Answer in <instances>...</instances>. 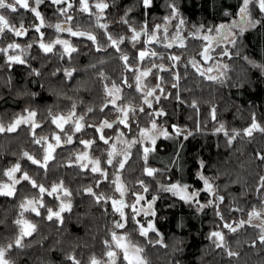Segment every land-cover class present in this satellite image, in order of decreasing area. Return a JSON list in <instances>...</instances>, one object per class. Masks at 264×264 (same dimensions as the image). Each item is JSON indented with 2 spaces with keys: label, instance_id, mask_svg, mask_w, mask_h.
<instances>
[{
  "label": "trees",
  "instance_id": "1",
  "mask_svg": "<svg viewBox=\"0 0 264 264\" xmlns=\"http://www.w3.org/2000/svg\"><path fill=\"white\" fill-rule=\"evenodd\" d=\"M70 2V9L63 12L61 4L44 0L40 4L45 20L41 29L30 5L18 6L16 11L3 10L8 21L23 26L25 32L16 36L6 30L0 35V125L6 129L29 111L36 114L33 122L40 125L33 130L30 122L14 132H0V181L7 179L5 172L17 163L22 169L19 174L30 177L16 185L13 195H0V248L6 249L4 259L9 264H91L95 258L100 264H110L107 252L117 254L115 233L136 243L147 264H264V243L259 240L264 229L248 222L251 213L264 214V161L259 158L264 156V132L255 130L251 137L243 134L254 117L264 128V13L256 2L248 6L256 26L239 34L233 44L215 50L227 69L224 79L211 80L188 63L199 58L204 44L195 31L187 35L183 46L172 48H162L145 37L170 17L172 33L181 30L178 25L182 29L202 26L203 30H213L238 16L243 0H151L147 7L143 0H86L90 4L87 11L80 0ZM97 3L108 7L98 9ZM66 16L72 18L69 27L91 33L96 41L70 36L64 27L58 30L56 23ZM139 31L142 34L133 41ZM109 35L117 45H112ZM57 37L69 38L76 51L66 53L61 44L53 42ZM12 42L17 46L5 50ZM41 43L52 45V50L45 52ZM20 45L28 47L26 54ZM141 51L147 53L143 59L139 57ZM173 55L181 59L170 60ZM10 56L19 57L23 63L10 61ZM148 70L142 83L159 95L151 106L144 103V91L136 87L140 84L137 76ZM68 71L72 76L66 75ZM113 85L119 89L117 105L110 102L108 89ZM128 107L127 124H121ZM213 110L216 119H212ZM158 112L164 115H156ZM149 113L153 114L151 119ZM68 114L80 120L82 130L76 132L75 124L67 123L60 131L52 123L53 117ZM114 120L112 127H103L105 121L111 124ZM153 122L172 134L159 138L146 160L138 135ZM221 125L224 130L217 133L215 129ZM173 126L186 128L191 135L179 134ZM120 132L134 140L124 168H119L118 156H109L111 143ZM56 134L61 145L46 167L32 164L23 156L28 152L43 163L45 142H55ZM232 135L235 139L228 143ZM69 136L72 140L67 143ZM41 137L46 139L40 144L34 142ZM84 138L92 142L91 154L105 171L104 178L102 173L75 163ZM145 168L153 169V174L147 175ZM117 174L124 184V218L112 206V200L122 196L115 184ZM201 176L208 179L212 191L203 190ZM32 180L48 191L53 185H62L71 194L70 207L49 220L48 210L58 211L61 204L60 199L50 200L44 194L45 200L38 203L39 215L24 210L22 204L41 195L39 188L32 187ZM171 182L197 191V199L204 206L198 209L160 190V185ZM89 187L92 193L84 192ZM138 195L153 204L155 229L147 235L140 234L137 218H128L134 215L131 204ZM21 218L35 227L18 246L15 240L22 226L17 221ZM117 222L125 227L116 228ZM225 224L236 227V231L225 228ZM214 231L224 235L225 247L218 248V241L210 238ZM228 251L236 255L229 256ZM70 256L74 260L68 259ZM115 264L128 263L119 255Z\"/></svg>",
  "mask_w": 264,
  "mask_h": 264
},
{
  "label": "snow or ice",
  "instance_id": "2",
  "mask_svg": "<svg viewBox=\"0 0 264 264\" xmlns=\"http://www.w3.org/2000/svg\"><path fill=\"white\" fill-rule=\"evenodd\" d=\"M37 3H40V0H36ZM54 3H59L60 0H53ZM255 3L256 0H243V7H241L239 9V12H240V16H241V22H244L246 19H247V16H248V6H249V3ZM80 3L83 5V10L84 11H87L88 10V5L86 3V0H80ZM143 3L144 5L147 7L150 3H151V0H143ZM16 5H20L24 8H28V0H13L12 3H8L7 0H0V9H4V8H7V9H10L12 11H16ZM96 8L98 9H105L108 7V5L106 3H97L95 5ZM259 9L262 13H264V0H259ZM33 12L36 13L37 16L40 15L39 12H36V9H32ZM175 11V9L173 10ZM69 19H72L71 17H69ZM184 21L181 20V24H183ZM249 23H252L253 26L256 22L254 21H249ZM0 25H3V27H0V32H2L4 30V28H6L8 25H7V20L6 18L3 16V15H0ZM58 30L60 31H63L64 29L61 28V26L59 24H57L55 26ZM99 27L101 28H106L107 25H104V24H100ZM227 27V25H220L218 27L215 28V31L217 32H221L223 30H225ZM157 28H159V26H157ZM38 30V29H37ZM68 31L71 32V35L73 36H87L88 40H91L93 42L96 41V36L92 35L91 33H86V32H79V31H71V29H68ZM17 36L19 35H22L23 33L21 31H16L15 33ZM139 35V33H137L136 35H134L132 37L133 41L136 40L137 36ZM155 38V37H154ZM108 39L111 41L112 45H117L118 44V41L116 40H113L112 37L109 35ZM175 39H179L180 40V44L181 46H183V39L180 38V37H177ZM175 39L173 40V43H175ZM205 40H208L209 37L208 36H205L204 37ZM234 42V41H233ZM57 44H64L66 47H65V51L66 52H73V51H76L75 48H71L67 41H64V40H57L56 41ZM16 45H10L9 47H15ZM40 47L45 51V52H50L52 50V45H45L43 43H41ZM166 47L168 48H171L172 47V43H169L166 45ZM210 51V48L209 47H205L203 52L200 53V55L205 59H209L207 53ZM225 55L227 54L226 52L224 53ZM147 55L146 52L144 51H141L139 53V57L141 59H143L145 56ZM152 55H156V53H152ZM123 60L127 61L128 60V57L127 56H122L121 57ZM170 60H173V61H179L181 58L180 56H170L169 57ZM9 60H16L20 63H23V61L19 60V57H9ZM188 63H190L192 65L193 68H195L198 72L200 71V68L198 67V64H197V61L195 60V58H193L192 60H189ZM155 67V65H154ZM161 68H163V65L160 66ZM149 71H144L141 73V76H148L149 75ZM210 71V70H209ZM66 75L67 76H72V72L71 71H68L66 72ZM201 75H204L203 72H201ZM176 79H179V77L177 76ZM208 79H216V77H212V76H209ZM140 80V76H137V81ZM137 89L139 90L140 88V84L137 83L136 85ZM173 88H176L177 85L176 84H173L172 85ZM113 88L116 90V91H119L118 88H116L115 85H113ZM152 91H148L147 92V96H152ZM109 95H111V92H109ZM177 100L180 99L179 95L177 94ZM146 104H150V101L147 99V97L145 98V101H144ZM182 102V101H181ZM192 107H196L195 103H193ZM27 111V110H26ZM141 111H144V109H141ZM36 114L34 112H31L29 111L28 112V116L27 117H24V116H20L19 118H17L11 125H9L6 129L0 125V132H3V131H8V132H14L17 127H19L21 124H27L29 123V121L35 116ZM149 115V118L151 119L152 118V115L151 113L148 114ZM156 115L158 116H162L164 115L163 112H158L156 113ZM211 116H212V119H216V114H215V111L213 110V112L211 113ZM63 120L62 117H53L52 119V123L56 125L57 128H60L62 131H63V123H67V120H63V123H61L60 121ZM120 123L121 124H127V121L125 119H121L120 120ZM31 127L33 128V130H35L36 128H39L40 125L38 124H35L34 122L31 124ZM81 127L82 125L77 122L76 123V127H75V131L76 132H79L81 130ZM103 127H112L111 124H108L106 121L104 122V125ZM152 127L153 128H156V123L153 122L152 124ZM174 129L177 131V133L180 132V129L178 128H175V126H173ZM101 129H98V131H100ZM224 130V126L221 125L219 128L215 129V131L217 133L219 132H222ZM255 130H260L262 132H264V128L260 127V125H258L256 122H255V117L253 118V123L250 125V127L246 128L243 130V134L244 135H247L249 137L252 136L253 132ZM141 134L142 135H145L146 134V130L142 129L141 130ZM161 135H164V136H167V132H162ZM189 135H191V133H189ZM227 135V133H226ZM235 135H239V133H236ZM235 135H232L231 138L229 139L228 143H231L233 139H235ZM44 139V137H41L40 139H36L34 142L37 143V144H40ZM54 139L57 141V145H59V141H60V136H54ZM101 140H104V137L101 136L100 137ZM72 140V137L69 136L67 138V143H70ZM151 140H152V143L155 144V137H151ZM105 143H107L108 141L107 140H104ZM81 143L85 144V145H88L90 143H92L91 141H81ZM53 151V145L49 144L48 145V148L45 150L46 154L44 155L43 157V163L41 162V160H38V159H35L33 156L29 155L27 152L23 153V156L26 157L29 161L32 162V164H35V165H39L40 167H46L47 166V161H49L50 159H52V156H51V152ZM152 151V149H149L147 147L144 148V153H145V159H147V154ZM113 155L112 152H109V156L111 157ZM262 161H264V156H260L259 157ZM127 159V156L125 155V160ZM96 163H99L98 161ZM108 163L109 164H112V160L109 159L108 160ZM202 166H203V162H201ZM125 166V161L124 160H121L119 161V167L120 168H124ZM92 172H101V169L100 167H93L92 169ZM22 169H21V165L19 163L15 164L14 166H12L8 171L5 172V175L9 176V177H12L14 173H18V172H21ZM153 169L151 168H145V172L147 175L151 176L153 174ZM203 181H204V186L205 188L203 190H207V191H212V185L209 183L208 179L206 177H203L201 176L200 177ZM262 181H264V177L261 178ZM23 180V181H29L30 180V177L27 173H24L19 179H13L12 180V183L13 184H19L20 181ZM99 183V182H98ZM31 184H32V187L34 188H39V191L40 193H45L47 191V189L44 187V185H38L36 183V181L32 180L31 181ZM5 187H8L7 185H5ZM58 187H62V185H54L52 187V190L50 192H47L48 195H52L54 192L57 191V188ZM185 187H187L185 185ZM177 188V185L176 184H173L171 189H166L168 191H172L174 189ZM147 190V189H145ZM85 191H87L88 193H92V188L89 187L87 189H85ZM117 191H120L121 194L123 195V189H122V186L120 185H117ZM65 192V195H68L69 193L67 192V190L65 189L64 190ZM4 195H13V191L11 188H8V191L7 192H4L2 193ZM197 196V193L196 192H193L192 193V196L191 197H188L187 199H192L194 197ZM182 199H185V197H181ZM99 199V198H98ZM218 200H223V197H218L217 198ZM140 200H143V197L142 196H137V201H140ZM31 203V202H29ZM209 205H212L213 204V201H209L208 202ZM112 206L114 208L115 211L119 212L120 213V216L121 218H124L125 217V213L124 211L122 210L123 207H124V202L123 200H115L113 199L112 200ZM21 207H24V205L22 204ZM70 207V205H64V204H61L60 206V211H53L52 209H49L48 212H49V215H48V219L51 220L53 219V217H60V213L62 211H64L66 208ZM133 207V211H134V214L135 215H138L139 214V210L135 208V205L132 206ZM149 207H151L149 205ZM203 207V206H202ZM32 211H35L37 212V215H39L40 213L37 211L36 208H32ZM154 214V213H153ZM145 215H147V213L145 212ZM217 215H219V212H217ZM250 215H256V213H252ZM129 219H134V215L133 216H129L128 217ZM17 223H23L26 227L25 229L22 231V235H30L31 234V231L34 230V225L32 224H29L27 221H17ZM137 223H139L137 221ZM241 224H243L244 222H240ZM239 225H237L238 227ZM116 228H124L125 227V224L124 223H120V222H117L116 225H115ZM225 228H228L230 231H233L235 232L236 231V227H232L231 225H228V224H225L224 225ZM153 229V226L151 223H149L148 227L147 228H144L143 226H141L139 228V231H140V234L141 235H147L148 234V231ZM210 238H214L216 241H218L217 243V247L218 248H221V247H225L224 245V235L219 232V231H214L210 234ZM113 239L116 240V247L117 248H120V249H123V253H124V260L128 261V264H134V261H133V258L129 256V245L128 244H125V243H121V241H123L125 239V237H117L115 233H113ZM259 240L261 241V243H264V234H262L260 237H259ZM157 243H160V241H157ZM15 244L18 245V246H22L21 245V240L20 238H17L15 240ZM8 247H11V245H9ZM134 247V246H133ZM5 251L6 249H3V248H0V264H9V262L7 260L4 259V254H5ZM135 252L137 254H139L140 252H142V249L140 248H135ZM229 256H234L236 255L235 252H232V251H228L227 253ZM107 256L110 258V264H115V257H116V253L113 252V251H108L107 252ZM68 259L70 260H74L73 257H68ZM75 264H79L78 261H75ZM91 264H100L99 261H97L95 258L92 259L91 261ZM135 264H146V262L139 256L137 255L135 257Z\"/></svg>",
  "mask_w": 264,
  "mask_h": 264
},
{
  "label": "rangeland",
  "instance_id": "3",
  "mask_svg": "<svg viewBox=\"0 0 264 264\" xmlns=\"http://www.w3.org/2000/svg\"><path fill=\"white\" fill-rule=\"evenodd\" d=\"M32 1L33 2L31 4V1L28 0V5H30L31 11L34 8V9H36V12L40 13V15L37 16L36 13L32 11V13L35 15V17L37 18V21H38L37 28L41 29V27L43 26L45 20L42 17V14H41V11H40V4L44 0H40V3H37L36 0H32ZM50 1L53 2V0H50ZM7 2L8 3H12L13 0H7ZM55 4L56 5H60L61 4L60 5V9L63 12L68 11L70 9V6H71L70 0H60L59 3H55ZM256 4L258 5V9H259V0H256ZM88 5H90L89 2H88ZM17 7H18V5H16V9H17ZM6 9L7 8L0 9V15H3L6 18L7 25H8L6 28H4V30L2 32H0V35L6 30L14 31L15 33H16V31H21L24 34L25 28L23 26H16V25L11 24L8 21V18L6 16V14L3 12V10H6ZM98 16L101 18V14H98ZM172 18L173 17L166 18L164 25H162L159 28L156 27L153 33H151L149 36L145 37L146 40L147 41H153L154 40L162 48H168V47H166V45L169 44V43H172V47L180 46L181 45L180 44V40L179 39H175V38H177V37L182 38L183 39V45H184L185 42H186L187 35L195 31V34L198 37L202 38L203 41H204V44H203L201 52H203L205 47H209L210 48V51L207 53L209 59L205 60L201 55L199 56L198 59L195 58V60L197 61L198 67L200 68L199 65H202V68H200V70L204 74H206L208 76L216 77V79H218L219 77L224 79L225 71L227 69V65H226V63L224 61L221 60V58H219V55L214 53L215 50L217 48H220L221 46L225 47L226 45L233 44L234 43L233 41H235V39L237 38V36L239 34H241V33L245 32L246 30L256 26V24H257V20L255 18H253V16H252L251 8H250V11L248 10L247 19L244 22H241V16L238 14V16L232 18L228 22L219 23L218 25H216L213 28V30H211L210 28H208L206 30L205 29L203 30L202 26H195L193 28L182 29V25H178V27L181 26V30H178L177 32H175V33L173 32L172 33L169 30L170 26H171ZM69 20H70L69 17L66 16L64 19H62L60 22H57L56 24H59L62 28L64 27V29H65L64 32L68 33L70 36H73V35H71V32L68 31V29H71V31L84 32V31L75 30V29L69 27V25H68ZM249 21H254L256 23L253 26V24L249 23ZM220 25H227L229 27H227L225 30H223L221 32L215 31V28L220 26ZM0 27H3V25H0ZM168 31H170V33ZM137 33L138 32H135L134 35H136ZM205 36H208L209 39L205 40L204 39ZM139 37H140V35H138L136 39L138 40ZM174 39H175V43H173ZM57 40L67 41L68 45L71 48H74L71 45L69 38L57 37V38H55V40L53 42L56 43ZM137 40H135V41H137ZM10 45H16L17 46V44L14 43V42H12ZM61 45L63 46V49L65 51V47L66 46L64 44H61ZM9 46L7 48H5V50H8L9 48H15L16 47V46L15 47H9ZM19 49L23 50L24 54H26L28 52V47L21 46ZM149 51L153 52V50H151V49H149ZM66 53H70V52H66ZM189 60H192V59H189ZM208 68H211L210 71L207 70ZM145 77L146 76H141V73H140V80H139L140 81V89L144 91V94H145L144 95V101H145L146 97L150 101V104H146L145 102L144 103L147 106H151L153 104V102L156 101L159 98V95H157L156 93L154 94V91H153L152 88L144 87V84L142 82L145 79ZM108 90H109V92H111L110 102L112 104H116L117 105V100L119 98V91H116L113 87L109 88ZM148 91H152V93H153L152 96H147V92ZM27 116H28V114H26V116H24V117H27ZM30 122H33V118L29 121V123ZM142 129L146 130V134L145 135L141 134V130ZM142 129H140V131H139L138 140L142 143V151H143V154H144V158H145V153H144V148L145 147H147L149 149H152V151H150L147 154V158H149L150 154L155 150L156 141L159 138H169L171 136V134H172L170 130H168L167 128H165L163 126H158L157 123H156V128H153L152 125H151V126H148L146 128H142ZM178 129H180L179 134L187 135L189 133V131L186 128H178ZM162 132H167L168 135L167 136L161 135ZM151 137H155V144L152 143ZM132 141L134 142V140H132ZM132 141L128 140L127 136L124 133L120 132L119 134H117L116 137L114 138V141L111 143L112 144L111 145V152L113 153V155L111 156V159L113 157L115 158L116 156H118L119 157V161L124 160L126 162V160L129 157L130 145H131ZM46 144H50V142H45V145ZM28 154L30 155V153H28ZM125 155L127 156L126 160H125ZM100 173L103 174L102 176L104 178L105 171L103 172V170H101ZM23 174H21V175L19 174L20 177ZM13 176L15 178V175H13ZM16 176H18V175H16ZM115 184H116V188H117V185L122 186V189H123V192H124V184L121 181L120 174L116 175ZM173 184L177 185L176 189H174L172 191L166 190V189H171ZM160 190L161 191L170 192L172 195H174V196H176V197H178L180 199H182L181 197L183 196V197H185V199H182L184 202H186L188 204H191V205L195 206L198 209H201L202 206H204V204H205L203 202H200L197 199L198 195L196 197L192 198V199H187L188 197L192 196L193 192L197 193V191H193V190L189 189L188 187H185V185L179 184L178 182H171L169 184L160 185ZM84 192H87V191H84ZM118 194L122 195L120 191H118ZM138 196H142V195H138ZM115 200L119 201V200H121V198H116ZM133 205H135V208L139 210V214L138 215L134 214V217L138 219L137 221L139 222V227L143 226L144 228H147L149 223H151L152 226H153V229H151V230H154L155 227H154V222H153V218H152L154 210H153L152 202L151 201H145L144 199L140 200V201H137V199H136L131 204V208L132 209H133V207H132ZM149 205L151 207H149ZM33 207H34V205L32 203H26L25 202L23 209L24 210H28V209L31 210ZM145 212L147 213V215H145ZM139 218H141V219H139ZM248 222H250V223H252L254 225H258L260 227L262 225L261 224V220L259 218L254 217V215H250L249 216ZM151 230H149V231H151ZM117 237H121V236L118 234ZM121 243H125V244L129 245V256L133 258L134 264H135V257L137 255H139L146 262V259L143 257L141 252L139 254H137L135 252V248H140L136 243L135 244L132 243L127 238H125L123 241H121ZM116 251H117V254H116L115 260L118 258L119 255H121V257L124 259L123 249L117 248ZM126 263H128V261H126Z\"/></svg>",
  "mask_w": 264,
  "mask_h": 264
},
{
  "label": "flooded vegetation",
  "instance_id": "4",
  "mask_svg": "<svg viewBox=\"0 0 264 264\" xmlns=\"http://www.w3.org/2000/svg\"><path fill=\"white\" fill-rule=\"evenodd\" d=\"M20 6V5H18ZM29 7V6H28ZM240 13V12H239ZM141 35V34H140ZM46 45V44H45ZM208 70V69H207ZM70 117L67 119V123H74L75 124V127H76V123L79 122L80 123V120L79 119H75L74 118V115L73 114H68V115H62L61 117L63 118H67V117ZM60 117V116H58ZM124 119L126 118V115L123 116ZM63 120H61L60 122L63 123ZM67 123H63V129L64 127L67 125ZM81 124V123H80ZM82 125V124H81ZM60 131L61 129L58 128ZM83 129V126L81 127V130ZM58 134L54 135V136H57ZM54 138V137H53ZM55 140V139H54ZM81 141H89V140H86L85 138L82 139ZM47 142H50L51 145H53V151L56 149V147L60 146L61 145V141H59V145H57V141L55 140V142L53 141H47ZM48 145L49 144H46L45 145V150L48 148ZM82 150H80L77 154H76V161L75 163L82 166L83 169H89L90 171H92L91 169L93 167H96L94 165V163L92 162V160H98L97 158H95L92 154H91V143L88 144V145H85L82 143ZM53 151L51 152V156H52V153ZM87 152V158L85 157V153ZM99 165V163H98ZM100 167V166H99ZM101 169V168H100ZM13 175H15V178L14 176L12 177H9L7 176V179L6 180H3V181H0V195L1 196H4V192H7L8 191V188H11L13 190V193L15 192L16 190V185L17 184H13L12 183V180L13 179H19L20 178V175H19V172L18 173H14ZM18 175V176H16ZM5 185H10V187H5ZM54 186V185H53ZM52 186V187H53ZM52 187L50 188V191L52 190ZM65 189H62L61 187H58L57 188V191L54 192L52 195H48L47 192H50V191H46L45 193H40L41 195L39 197H37V200L33 201V200H27L26 203H29L31 202L34 207L33 208H36L37 211L39 209V205L41 204V202H43L45 200V197L43 196L44 194L47 195V196H50V200L51 199H54V198H57V199H60V204H64V205H70V200L69 198L71 197V194L69 193V191H67L69 194L68 195H65V192H64ZM6 196V195H5ZM64 197V199H63ZM68 198V200H67ZM120 198H124L123 195L120 197ZM39 203V205H38ZM32 210V209H31ZM60 211V208L59 210ZM35 212V211H33ZM62 213V212H61ZM60 213V214H61ZM254 217L256 218H259L261 220V224H262V221L264 220V214L263 212L260 213V212H257L256 215H254ZM21 221H27L26 218H21ZM28 222V221H27ZM29 223V222H28ZM31 224V223H29ZM21 226H22V231L25 229V225L23 223H21ZM32 232V231H31ZM24 236H28V235H22V233L20 234L19 238L20 240L24 237ZM6 260V259H5Z\"/></svg>",
  "mask_w": 264,
  "mask_h": 264
},
{
  "label": "water",
  "instance_id": "5",
  "mask_svg": "<svg viewBox=\"0 0 264 264\" xmlns=\"http://www.w3.org/2000/svg\"><path fill=\"white\" fill-rule=\"evenodd\" d=\"M239 15H240V13H239ZM143 31V30H142ZM142 31H139L138 33H139V35L142 33ZM200 66V68H202V65H199ZM211 68H208V70H210ZM128 109H129V107L128 108H126L125 110H124V115H126V113H127V111H128ZM61 117V116H60ZM68 118H70L69 116L67 117V118H64V120H67ZM257 123V122H256ZM258 125H259V123H257ZM87 152L85 153V157L87 158ZM98 160H92V162L94 163V165L96 166V167H99V165H98V163H96ZM99 162V161H98ZM7 186H9L10 187V185H7ZM13 191V190H12ZM121 200H123V202H124V198H121ZM126 204H125V202H124V206H125ZM257 213V212H256ZM261 227L264 229V220L262 221V225H261Z\"/></svg>",
  "mask_w": 264,
  "mask_h": 264
},
{
  "label": "bare ground",
  "instance_id": "6",
  "mask_svg": "<svg viewBox=\"0 0 264 264\" xmlns=\"http://www.w3.org/2000/svg\"><path fill=\"white\" fill-rule=\"evenodd\" d=\"M115 122H116V120L112 121V122H111V125L114 124Z\"/></svg>",
  "mask_w": 264,
  "mask_h": 264
}]
</instances>
